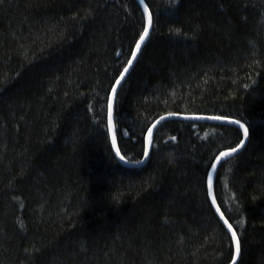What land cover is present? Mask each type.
<instances>
[{
	"label": "trees",
	"instance_id": "trees-1",
	"mask_svg": "<svg viewBox=\"0 0 264 264\" xmlns=\"http://www.w3.org/2000/svg\"><path fill=\"white\" fill-rule=\"evenodd\" d=\"M0 0V264H264V0ZM175 138V139H173Z\"/></svg>",
	"mask_w": 264,
	"mask_h": 264
},
{
	"label": "water",
	"instance_id": "water-1",
	"mask_svg": "<svg viewBox=\"0 0 264 264\" xmlns=\"http://www.w3.org/2000/svg\"><path fill=\"white\" fill-rule=\"evenodd\" d=\"M142 5L144 6V8L147 7L145 3H143ZM146 13H147V26H146V28H148L150 30L151 25H149L148 20H149V16H151V14H150V11H149L148 8H147ZM135 51H136V49H135ZM134 62H135V60L133 61L132 65L134 64ZM130 68H129V70H130ZM127 73L124 74V78L127 75ZM123 80H121V83L123 82ZM121 83H120V85H121ZM120 85L115 84L114 88L116 89V92L119 89ZM115 95H113V92H112V94H111V101H110V105H111V117H109V125H110L111 139H112V145H113L114 151H115L117 157L119 159H121L120 157L122 155H121V153L119 151V148H118V144H117V140H116V135H115V129H114V123H113V111H114V98H115ZM215 117H218V116H210V115H183V116L182 115H166V116L161 117L149 129V130H151V136L149 135V131L147 133V136H146V154H145V157H144L142 163H144L145 160H146V158H147V155H148V152H149V148H150V141H151V138H152L155 130L157 129V127L159 126V124L162 121H164L166 119H169V118H181V119H184V120H191V121H195V122H212V123H218V124H231V125H236V126H238L242 130V133H243V140H242L243 141V146L241 147L239 145L238 147H236V148H238V151L237 152H239L244 147V145L246 144V141H247V138H248V135L247 136L244 135V128H246V126L242 122H240V121H239L240 122L239 124L234 123V121H238V120H235V119H232V118L220 117L221 119H215ZM241 124L244 125V128L240 127ZM113 141H115V143ZM229 151H231V149H225L222 152H229ZM117 153H119V155ZM218 157H219V161L216 159V161H215V163L213 165V168H212L211 182H210V195H211L212 201H215L214 205H215L216 210L219 209V211L217 210L218 213L222 216V218L224 219V221H227L223 217V215L221 213V210H220V208H219V206H218V204H217V202L215 200V197H214V183H215L216 172H217L219 166L221 165V163H222V161L224 159V157H220V154H219ZM229 224L230 223L227 221L226 225L228 226ZM232 231H235V229L233 227H232ZM230 233H231V231H230ZM237 238L239 240L238 235H237ZM233 242H234V245H235V241H233ZM238 257L239 256H237L236 251H235V259H234L235 260V263L237 262Z\"/></svg>",
	"mask_w": 264,
	"mask_h": 264
},
{
	"label": "snow or ice",
	"instance_id": "snow-or-ice-1",
	"mask_svg": "<svg viewBox=\"0 0 264 264\" xmlns=\"http://www.w3.org/2000/svg\"><path fill=\"white\" fill-rule=\"evenodd\" d=\"M140 3L143 4L144 0H140ZM145 11H147V7H145ZM151 16H149V20L148 23L149 25H151ZM149 36V29L148 28H144L143 29V33L140 35L139 37V41L136 43L135 48L136 51L131 53L132 59L126 61L128 67H124L123 68V72L120 74V79L116 80V84L120 85L121 80L124 79V74L127 73L129 71V68L132 66V63L134 60L137 59V53L140 52L141 50V45L145 42V39ZM113 95L116 94V89L113 88L112 89ZM109 117H111V105H109ZM215 119H221L220 117H215ZM234 123L239 124V121H234ZM240 127L244 128V125H240ZM149 135L151 136V130H149ZM244 135L247 136L248 135V129L244 128ZM175 139V138H173ZM115 143V141H113ZM240 146H243V141H241ZM238 151V148H232L231 151L229 152H221L220 153V157H228L231 156L233 153H236ZM119 155V153H117ZM122 160L124 159L123 156L120 157ZM217 160L219 161V157L217 158ZM209 182H211V177H209ZM213 203H215V201H213ZM219 211V209H217ZM225 223H227V221H225ZM229 230L231 231V235H232V240L235 241V251L237 256H239L240 254V243L239 240L237 238V233L235 231H232V226L231 224L228 225ZM233 264H235V260H233Z\"/></svg>",
	"mask_w": 264,
	"mask_h": 264
}]
</instances>
